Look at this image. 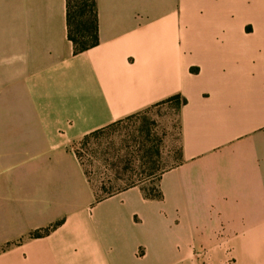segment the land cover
<instances>
[{
  "label": "crops",
  "instance_id": "0c3cea01",
  "mask_svg": "<svg viewBox=\"0 0 264 264\" xmlns=\"http://www.w3.org/2000/svg\"><path fill=\"white\" fill-rule=\"evenodd\" d=\"M96 1L76 52L67 0H0V264H264V0L231 39L201 0ZM177 95L163 197L100 198L80 139Z\"/></svg>",
  "mask_w": 264,
  "mask_h": 264
},
{
  "label": "rangeland",
  "instance_id": "374dc122",
  "mask_svg": "<svg viewBox=\"0 0 264 264\" xmlns=\"http://www.w3.org/2000/svg\"><path fill=\"white\" fill-rule=\"evenodd\" d=\"M197 6L198 22L203 26L210 22L208 9L223 11L230 39L235 33L232 30L244 19H255L250 0H201ZM252 26L247 23L248 30ZM244 39L256 41L254 36ZM177 104L178 99H173L80 139L83 141L79 142L78 151L93 182L101 188V195L135 181L154 189L159 174L179 161Z\"/></svg>",
  "mask_w": 264,
  "mask_h": 264
},
{
  "label": "trees",
  "instance_id": "16d2710c",
  "mask_svg": "<svg viewBox=\"0 0 264 264\" xmlns=\"http://www.w3.org/2000/svg\"><path fill=\"white\" fill-rule=\"evenodd\" d=\"M67 18L68 35L73 41L76 52L84 51L99 43V18L96 0H67ZM173 99H178L177 106H181L186 102L185 98H183L181 95H177L170 98L169 100H165L163 103L172 101ZM89 135L85 136L84 138L88 137ZM137 183L140 182H132L129 185H126V187H130ZM144 189L145 195L149 198L161 199L163 197L161 190H159L157 187L154 189L144 187ZM113 193L115 192L109 191L107 194H100V198L107 197ZM45 231L47 232L49 229H46ZM42 234L43 232L41 231L35 232V235Z\"/></svg>",
  "mask_w": 264,
  "mask_h": 264
}]
</instances>
